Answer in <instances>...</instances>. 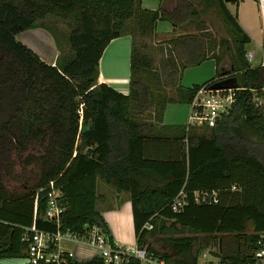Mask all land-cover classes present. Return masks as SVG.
<instances>
[{
    "label": "trees",
    "instance_id": "1",
    "mask_svg": "<svg viewBox=\"0 0 264 264\" xmlns=\"http://www.w3.org/2000/svg\"><path fill=\"white\" fill-rule=\"evenodd\" d=\"M142 1L0 0V258L26 255L21 237L33 224L78 235L98 225L110 237L97 208L104 197L97 191L102 180L129 195L136 244L167 264H197L204 249L219 251L223 263L250 262L257 234L264 231V112L256 100L264 92V67L246 57L250 38L227 6L239 0H199L204 7L215 3L232 35L227 56L237 78L234 102L215 126H182L173 138L152 131L162 122L165 105L190 103L215 79L190 88L170 80L174 94L168 96L156 83L146 43L138 39L154 36L158 20L176 27L203 9L178 0L169 12L158 0V9L150 10ZM51 17L70 28L73 55L62 64L46 63L16 38ZM124 35L131 38L127 93L98 82L105 48ZM168 43L181 69L206 58L218 66L222 61L217 52L206 55L195 34ZM171 68L169 79L176 64ZM152 104L150 121H142ZM87 123L89 129L81 132ZM170 141L176 153L165 152ZM50 180L61 192L58 227L44 217L46 190L37 192ZM180 192L185 204L174 211L171 202ZM146 223L152 228L144 229ZM158 241L166 250L155 247ZM65 264L105 263L94 255L84 261L68 258Z\"/></svg>",
    "mask_w": 264,
    "mask_h": 264
},
{
    "label": "rangeland",
    "instance_id": "2",
    "mask_svg": "<svg viewBox=\"0 0 264 264\" xmlns=\"http://www.w3.org/2000/svg\"><path fill=\"white\" fill-rule=\"evenodd\" d=\"M188 1H190L192 6L197 9L202 7L203 11L196 16L189 15L190 17L188 16L186 23L178 24V26H176L173 30V33L170 35H146L138 39V41L140 40L141 42L146 43V48L144 51L151 58L154 69H156V83L158 82L159 88L168 96H173L174 94L173 85L170 80H172V82H176V84H179L180 75L181 77L185 75L186 80H189V82H199L198 80H202L201 78L203 76H206L207 78L212 76L208 74V71L211 70L208 69V65L205 63L212 58L204 59L200 64L186 66L181 69V62L177 58L176 51L168 43V40L171 37H176L178 35L187 33L195 34L203 41L206 54L217 52L218 55L222 57V61L219 62V65H226L225 69H229L230 65L227 55L232 52V35L228 32V27L225 24L218 8L215 6V3L208 5V7H204V3L201 4L199 0ZM240 1L234 4L227 3L230 11L236 16L237 5ZM144 2L151 3L152 1L144 0ZM177 2L178 0H162L161 5L170 12L174 9V7H176ZM242 10L250 16V19L253 23V31L256 36L255 42L250 41V43L246 44L245 48L247 49V52H255L257 61H261L264 54V37L261 28V16H259L257 9H254V7L248 3L242 5ZM156 23L158 24L157 32H159L158 30L162 26H173V24L168 20H159ZM69 31L70 28L64 20L51 17L43 21H37V23L32 28H28L19 32L16 35V38L20 42H25L26 40V44L29 45V48L35 51V53H37L40 58H43L44 60H51L58 52V55L60 54V56L58 57L57 61L58 64H62L69 58V55L70 57L73 55V51L71 50L68 42ZM130 42V36L128 35L119 37L109 49L110 51L114 50V53L117 54V57L114 58V61L111 63H106L105 60L102 63V70L105 75L108 78H114L118 82V84H116L112 81V85H114V88L117 89V91L119 90V92H121L120 90L125 91L129 86ZM172 63L176 64V74L173 75L172 79H169L167 77V73L172 70ZM203 63L205 64L198 66ZM258 102L261 103L264 112V92L262 96L258 97ZM153 109H155L154 104L146 106L141 114L140 119L142 121H150ZM97 191L98 193L105 192V194H108V196H111V194L115 192L111 186L107 185L102 180H98ZM126 230L128 233V229ZM250 231L251 227L248 226L247 232ZM184 234L189 235L190 233L185 231ZM154 245L156 248L166 250V248L162 247V242H154ZM208 250L209 249H204L201 251L200 255L198 256V264H204L216 260L215 257L208 254ZM213 251L220 255L219 251L215 249H213Z\"/></svg>",
    "mask_w": 264,
    "mask_h": 264
},
{
    "label": "built area",
    "instance_id": "3",
    "mask_svg": "<svg viewBox=\"0 0 264 264\" xmlns=\"http://www.w3.org/2000/svg\"><path fill=\"white\" fill-rule=\"evenodd\" d=\"M264 12V10H263ZM263 36H264V18H263ZM264 51V50H263ZM246 57L249 62L256 64L255 52H247ZM264 67L263 59L258 61ZM234 89L212 90L206 86L200 87L192 99L186 127H213L220 119L221 115L226 113L235 99ZM257 104L261 106V103ZM46 190V209L44 217L47 220L55 222L59 226L60 215L63 207L59 202L61 192L54 186L52 180L48 187H41L37 192ZM214 195V194H213ZM205 196V195H204ZM216 202L215 196L212 197ZM37 195L34 204L36 205ZM185 204V194L180 192L171 202V209L179 211ZM144 229H151L152 225L146 223ZM21 240L26 243V264H37L39 262H54L55 264H65L68 258H72V253L64 251L63 241H73L81 243L96 250L105 264H129L134 259L138 264H167L162 258L148 252L146 247L138 246L136 243L124 245L113 238L108 237L102 228L98 225L90 226L83 235H78L69 231H60L58 228L54 232L38 230L33 224L22 235ZM205 264H232L223 263L218 259ZM247 264H264V231L257 234L255 248L251 255V260Z\"/></svg>",
    "mask_w": 264,
    "mask_h": 264
},
{
    "label": "crops",
    "instance_id": "4",
    "mask_svg": "<svg viewBox=\"0 0 264 264\" xmlns=\"http://www.w3.org/2000/svg\"><path fill=\"white\" fill-rule=\"evenodd\" d=\"M151 1H152L151 3H149V2L145 3L143 0L142 1V7L150 9V10L158 9L160 2H158V0H151ZM153 1H155V2H153ZM263 2H264V0H263ZM245 3L251 4V6H253L254 9H257L259 16H261V28H262V34H263L264 12H263V9L261 6V0H259V1L241 0L239 2V4L237 5V16H236L237 21L240 24V26L242 27V29L244 30V32L249 36L250 41L255 42L256 36H255L254 31H253L254 30L253 29V23L250 19V16L246 12H243V10H242V5ZM157 28H158V24L156 23L155 32L158 36L170 35L171 33H173V30L175 29L174 25L172 27L165 25V26H162L161 28H159V30H158L159 32H157ZM118 38L119 37L114 38L109 42V44L105 48V50H104V52H103V54L99 60L98 82L99 83H106L108 86L112 87L113 89H115V88H114V85H112V83L115 82L116 84H118V82L114 78H108L105 75V73L102 70V63L104 60L106 63H108V62L111 63L112 61H114V58L117 57V54L114 53V50L110 51L109 49L117 41ZM130 40H131V38H130ZM250 41H249V43H250ZM21 42L23 44H25L27 47H29V45L26 44L27 43L26 40H25V42L24 41H21ZM130 46H131V42H130ZM210 54H206V55H210ZM59 56H60V54L58 55V52H57L51 60H44L43 58H41V59L48 64L54 65L56 63V61L58 60ZM255 57H256V54H255ZM69 58H70V55H69ZM256 62H258L257 59H256ZM205 63H206V65H208V69L211 70V71H208V74L212 75L211 77L207 78L206 76H203L201 78L202 80H198L199 82H189V80L188 81L186 80L185 75H183L182 77L180 75L179 76V84L184 88H190L193 85H200V84L207 82L211 79H215V80L218 79L220 77V74H221L220 71L225 70L224 65L218 66L216 61L213 58L208 60ZM205 63L198 65V66H202ZM217 70L219 72V76H216ZM201 81H203V82H201ZM115 90H117V89H115ZM120 91L126 93L128 91V88L125 91H123V90H120ZM180 103H187V102H173V103H167L165 105L164 111H163L162 122L155 124L153 126L152 131L155 132V134H157V135L159 134L160 136L167 137V138H173V137L181 134V132H182L181 127L186 126V124H187L188 115H189V111H190V104L189 103L180 104ZM172 143L173 142H171V141L168 142V144H170V146H166L165 152L169 151L170 153L171 152L176 153V150L174 149V146H172L173 145ZM99 194L104 195V197L97 204V208L100 210V212L104 218V221L107 224L110 237L113 238L115 241H117L121 244H124V245L136 243V237L134 234L132 211H131V204H130V200H129V195L127 193H117L116 191L113 194H111V196H108V194H105V192H101ZM126 229H128V231H129L128 233L126 232L127 231ZM62 247H63L64 251H67V252L70 251L72 253V259L77 260V261L88 260L91 257H93L94 255H97L96 250H94L93 248L88 247L86 245H83L81 243L73 242V241H63ZM216 259H218V258H216ZM0 264H26V255H23L21 257L0 258Z\"/></svg>",
    "mask_w": 264,
    "mask_h": 264
},
{
    "label": "water",
    "instance_id": "5",
    "mask_svg": "<svg viewBox=\"0 0 264 264\" xmlns=\"http://www.w3.org/2000/svg\"><path fill=\"white\" fill-rule=\"evenodd\" d=\"M261 6L262 9L264 10V2L263 0H261ZM256 64H258V62H256ZM220 77L218 79H216L211 85H210V89L212 90H221V89H234L237 87V78L235 76V71L233 68V65L229 66V69H225L220 71ZM220 119H217L216 123H219ZM90 127V123H87L85 125H83L80 128L81 132H85L89 129ZM92 151V148H88L87 149V155L90 154V152ZM208 254L215 257V258H219L220 255L218 253H215L213 250H208Z\"/></svg>",
    "mask_w": 264,
    "mask_h": 264
},
{
    "label": "flooded vegetation",
    "instance_id": "6",
    "mask_svg": "<svg viewBox=\"0 0 264 264\" xmlns=\"http://www.w3.org/2000/svg\"><path fill=\"white\" fill-rule=\"evenodd\" d=\"M224 67H226V65H224Z\"/></svg>",
    "mask_w": 264,
    "mask_h": 264
}]
</instances>
